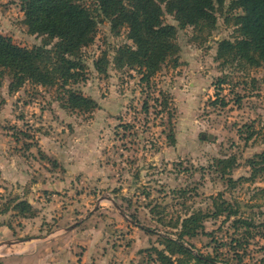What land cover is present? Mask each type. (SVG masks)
<instances>
[{"label": "rangeland", "instance_id": "obj_1", "mask_svg": "<svg viewBox=\"0 0 264 264\" xmlns=\"http://www.w3.org/2000/svg\"><path fill=\"white\" fill-rule=\"evenodd\" d=\"M228 8L211 32L179 30V66H164L149 85L114 66L116 50L132 43L101 23L83 51L84 79L67 88L97 103L89 114L62 108L57 89L26 84L10 93V79L0 78V264H142L143 251L163 249L159 235H176L169 225L200 211L213 237L189 240L199 252L264 264V68L217 60L219 44L237 36ZM0 34L25 48L42 43L20 0H0ZM103 54L106 74L95 68ZM227 159L236 167L225 178L217 161ZM220 194L241 208L250 234L233 228L235 218L213 217ZM14 199L28 201L34 217L2 214Z\"/></svg>", "mask_w": 264, "mask_h": 264}, {"label": "trees", "instance_id": "obj_2", "mask_svg": "<svg viewBox=\"0 0 264 264\" xmlns=\"http://www.w3.org/2000/svg\"><path fill=\"white\" fill-rule=\"evenodd\" d=\"M227 3L226 21L236 28L237 36L219 44L217 60H240L251 68H264V0H20L29 34L42 38V43L25 48L0 34V78L10 79V93L19 92L26 84L57 89L63 93L62 108L89 114L97 109V103L67 88L84 79L83 51L94 43L101 23L108 21L116 35L125 30L132 43L116 50L114 66L141 73V82L149 85L164 66H179V30L193 27L200 32H211L217 25V13H223ZM166 15L172 16L178 26L166 24ZM109 64L108 56L103 54L95 68L98 73L106 74ZM227 83V77L219 79L217 91H222ZM162 102L166 108L167 100ZM221 105L226 103L221 101ZM170 132L168 139L173 145L175 138ZM257 158L264 163V153ZM248 164L252 170L258 165L254 160ZM217 166L226 178L236 163L234 159L218 160ZM229 183L233 180L229 179ZM214 208L213 217L235 218L233 228H245L250 234L253 224L239 217L242 210L238 205L220 194L214 199ZM11 209L23 218L34 217L33 207L26 200H11L2 214ZM208 214L200 211L182 223L169 225L176 235L148 231L159 235L163 249L153 246L143 251L141 254H147L148 261L143 260L142 264H229L219 261L218 256L203 255L189 242L201 235L213 237V233L206 232L203 221Z\"/></svg>", "mask_w": 264, "mask_h": 264}, {"label": "water", "instance_id": "obj_3", "mask_svg": "<svg viewBox=\"0 0 264 264\" xmlns=\"http://www.w3.org/2000/svg\"><path fill=\"white\" fill-rule=\"evenodd\" d=\"M95 210H97V208ZM131 223H134V222H131Z\"/></svg>", "mask_w": 264, "mask_h": 264}]
</instances>
